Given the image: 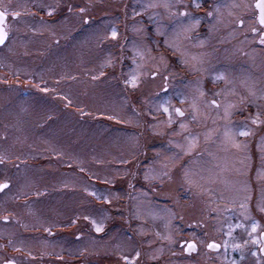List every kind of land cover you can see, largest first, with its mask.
Listing matches in <instances>:
<instances>
[{
    "label": "rangeland",
    "instance_id": "374dc122",
    "mask_svg": "<svg viewBox=\"0 0 264 264\" xmlns=\"http://www.w3.org/2000/svg\"><path fill=\"white\" fill-rule=\"evenodd\" d=\"M100 3V20L95 27L92 21L86 24L83 37L69 43L68 50L62 49L65 42L61 36L53 37L52 43L57 38L58 44L50 51L46 44L37 42L38 46H46L35 57L38 70L42 71H38V76L43 82L47 80L49 87L36 84L32 87L36 88L35 95L20 97L15 107L7 108L4 125H10L11 114L15 128L0 133V146L5 158L19 157L23 161L30 157L34 165L30 166L31 172L27 171L29 165L21 166L26 167L22 172L26 176L35 174L37 237H60L73 242L77 229L73 228L83 224L77 220L80 213L84 219L89 217L84 228H93V220L103 225L102 232L95 231L101 244L98 264H118L109 258L113 254L110 248L118 257H135L139 252L132 263L140 264L142 240L144 264H159V242L163 235H172L178 197L197 191L217 197L218 192H226L216 175L226 172V164L235 168L229 170L231 173L242 176L235 178L238 188H248L246 175L252 172L253 159L261 158L251 154L253 138L239 142V136L235 137L246 145L238 149L239 160L237 148L225 142L224 132L226 127L253 124L236 116L223 119L228 103L225 95L235 93L236 99L243 98L245 94L238 88L246 86L236 75L228 84L237 87L231 86L227 92L225 87L216 90L214 85L222 83L217 77L223 72H232L245 75L247 85L252 87L254 70L234 66L218 68L223 72L215 73L217 68L207 59L208 38L190 40L187 36L197 24L182 0ZM149 4L156 6L148 7ZM185 11L188 16H181ZM190 24L195 26L185 31ZM113 28L117 31L115 40L110 35ZM95 33L99 43L94 46ZM214 51L219 55L220 46L214 45ZM171 52L179 53L181 68L168 62L173 61ZM133 70L140 81L135 89L125 84ZM165 77L167 92L163 91ZM44 88L48 89L46 93L41 90ZM208 90H215L212 94L221 105L219 109L206 103L210 102L206 97ZM61 94L65 96L63 102ZM184 97L187 99L181 103ZM193 100L201 113L195 120ZM164 101H168L172 116L170 126L169 115L162 108L158 110ZM176 108L184 112L183 117L175 114ZM181 123L185 129H181ZM189 134L195 137V147L186 154ZM241 193L246 198L253 196V192ZM214 208L221 210L218 205ZM46 249L42 246L41 252L47 254ZM63 251L77 255L80 249L73 245L71 251L60 247L48 253L60 258Z\"/></svg>",
    "mask_w": 264,
    "mask_h": 264
},
{
    "label": "flooded vegetation",
    "instance_id": "af4514ba",
    "mask_svg": "<svg viewBox=\"0 0 264 264\" xmlns=\"http://www.w3.org/2000/svg\"><path fill=\"white\" fill-rule=\"evenodd\" d=\"M182 1L188 6L184 9L190 13L191 18L199 20L196 29L189 32L187 36L190 40L200 37L208 38L207 59L210 65L217 68L213 70L215 73L220 71L218 68L231 69L234 66L245 69L253 68L254 70L252 87L247 85L245 75L232 72L227 75L220 71L223 72L224 78L221 79L222 83H215L216 90L225 87L227 92L231 86L237 87L234 86L235 84L230 86L228 84L233 81L235 75L238 79H242L246 86L243 89L238 88L244 92L243 98L236 99L235 93L225 95L226 101L234 105L230 109V117L234 119L236 116L243 120L259 111L261 119H264V99L260 98L261 93H264V45L258 42V36L254 37L251 31L253 27L259 29L257 21L259 10L255 7L256 0H199L201 3L199 8L191 6L193 0ZM100 4V0H0V10H3L4 6L10 10L5 21L8 37L5 44L0 45V133H4L6 129L15 128L11 114L8 116L10 125H4L6 120L4 114L7 108L15 107V101L20 97H29L33 93L35 95L36 88L32 87H35L36 84L38 87L41 84H44L45 87L48 86V81L43 82L42 77L38 76V71L39 74L42 71L38 70L35 61L36 55L42 53L46 46L49 47V51L53 50V45L57 46L58 39L56 37L55 44L52 43L55 35L61 36L62 43L65 42V45H62L63 50L71 48L69 43H74L76 39L83 37L86 27L85 19L88 20V23L92 21V27H95L96 22L100 20ZM216 5H221L218 13L214 11ZM223 5H228V7H223ZM69 7L72 9L71 11H69ZM81 8L85 11L81 12ZM50 9L52 15H48ZM12 11L19 12L20 15L13 19ZM209 11H213L211 17L208 15ZM112 16L116 17L117 14ZM108 18L113 17L109 15ZM241 19L244 20V24L238 27ZM58 23L61 25L58 26ZM96 35V33L93 34L94 46L99 43ZM37 42L44 43L46 46H38ZM214 45L220 46L219 55L214 51ZM171 54L173 61L168 62L181 68L179 53L171 52ZM57 90L55 89V91ZM210 90L206 97L210 101H217V97H213L212 94L215 90ZM250 90L256 95L251 96ZM64 99L65 96L61 94V102ZM246 130H250L253 135L251 137L239 136V142L253 138V142L250 143L253 146L251 154L253 156L259 154L261 157L253 159L252 172L246 175L249 184L246 185L248 188L244 191L245 193L253 192V196L251 198L243 197L241 191H244L238 188L240 185L236 182L238 179H235L242 176L231 173L235 168H228L229 164H226L223 168L227 169L226 172L216 174L219 178L217 179L219 180L218 184H224L226 192L221 191L222 194L218 192V196L215 197L203 194L202 191H194V195L187 194L178 197L174 203V209L177 211L173 215L171 229V240L174 243L163 239L165 237L163 235L159 242L162 254L159 264H233V262L235 264H264V258H262L264 254L259 252L258 245H253L249 241L242 249L243 254L232 248V244H243V241L248 239L251 221H255L259 225L255 235L258 236L264 232V212L259 211L258 208L259 203H264V124L249 126L246 127ZM28 132L33 133L32 130H28ZM2 138L0 137V139ZM4 153L0 146V157H3L0 162V183L8 182L10 185L0 191V264H7L9 260L13 264H27L26 262L28 264H98L101 256V244L95 237L94 227L86 226L84 228L83 224L86 221L80 213H78L80 219L77 220L80 222L82 220L83 224H77L73 228V230L77 228L72 235L73 242H68L60 237L44 239L37 237L35 174L32 176L29 173L26 176V173H22L26 167L23 166L24 169H22L21 166L29 165L27 171L31 172L30 166L33 168L34 165L30 157L22 161L19 157L5 158ZM237 153L240 160L241 155L239 151ZM239 160L236 164L239 163ZM222 162L224 163L225 160ZM241 204L247 206V214L251 220L245 218L244 209L240 207ZM214 205L220 206L221 210L216 211ZM236 224H242L244 227H234L232 235L228 236L226 233L229 231V225L235 226ZM184 241L195 242L197 251L184 253L181 247V242ZM225 241H228L227 248L224 247ZM212 242L219 244L220 247L208 249L207 244ZM73 245L80 249L77 255H69L68 252L63 251L58 258L56 255L48 253L60 247L71 251ZM42 246L48 247L47 254L41 252ZM141 246L140 264H144L143 240ZM184 246L186 247V245ZM110 251L113 254L109 258L114 259V263L118 261V264H126L112 248ZM253 251L257 253L256 256L252 255ZM68 260L73 263H69ZM132 261V257L129 256L128 264H133Z\"/></svg>",
    "mask_w": 264,
    "mask_h": 264
},
{
    "label": "snow or ice",
    "instance_id": "6c2138e0",
    "mask_svg": "<svg viewBox=\"0 0 264 264\" xmlns=\"http://www.w3.org/2000/svg\"><path fill=\"white\" fill-rule=\"evenodd\" d=\"M155 6H156L155 4H149L148 5V7H155ZM191 6L195 7V8H199L201 6V3L199 2V0H193V3H192ZM232 6L235 7L236 5H232ZM165 7H168V5H165ZM185 7H188V6L186 5ZM223 7H228V5H223ZM255 7L259 10V15L257 17L259 29L257 27H253L251 29V31H252L254 37L258 36V38H259L258 42L261 45H264V0H256ZM220 8H221V5H216L214 7V11H216L218 13L220 11ZM71 10H72L71 7H69V11H71ZM9 11L10 10H9V8L7 6H4L3 10H0V45H4L5 41H6L7 37H8V32L6 30L5 21H6V16L9 13ZM80 11L84 12L85 9L81 8ZM11 14L13 16V19H15L17 16L20 15L19 12H15V11H12ZM137 14H139V13H137ZM48 15H52V10L51 9L49 10ZM180 15L181 16H188V13L185 11V12L180 13ZM208 15L211 17L213 15V11H209ZM84 23L87 24L88 20L85 19ZM195 23L198 24L199 20L197 19L195 21ZM243 24H244V20L241 19L239 21L238 27L242 26ZM194 26H195L194 24H190L187 27H185L184 30L188 31L191 27H194ZM110 35H111V38L113 40L116 39L117 31H116L115 28H113L111 30ZM137 55H140V53L138 52ZM133 63L135 64V59H133ZM152 75L155 76V73H152ZM217 78L218 79H223L224 77L221 75V76H219ZM93 79H95V77H93ZM139 83H140L139 74L135 70H133L131 73H129L128 79L125 80V84H127L128 87L135 89V88H137L139 86ZM166 85H167V77H165V87L163 89V91H165V92H167V86ZM41 90L45 91V92L48 91L47 88H44V89H41ZM199 94H200V96L204 95L202 90L199 91ZM249 94L251 96H255L256 95V93L251 91V90L249 91ZM216 95H219V93H216ZM260 98L264 99V93H261ZM186 99H187V97H184L183 99H181L180 102L184 103ZM206 103L210 104L211 106H213V107H215L217 109H219L221 107L220 103L217 102L216 100H212V101L206 102ZM167 104H168V101H164L162 104L158 105V110L162 108L164 113L169 115L168 124L170 126L173 121H172V116H171V113H170V109H169V107H167ZM191 107H192V119L195 120L197 118V116L201 114L199 106H198V104L196 103L195 100H193V103H192ZM232 107H234V105L232 103L226 104L225 110H224L223 119H226V120L229 119V117L231 115L229 109H231ZM174 111H175L177 116H181V117L184 116V112L181 109L177 108ZM109 118H114V117H109ZM247 119L250 121L251 124L256 125V126H260L261 124H264V119H261V114H260L259 111L255 115L249 116ZM180 127H181V129H185L186 125L184 123H181ZM248 135H250V130H246V126H242V127H238V128L226 127V130L224 132L225 142L230 143L232 147L237 148V149H242V148L246 147V145H243V144L237 142L235 137L236 136H244V137H246ZM186 139L189 140L187 148L185 149V153L187 154L188 152H190L192 150V148L195 147V137H193V136H191V134H189V137H186ZM2 160H3V157H0V162H2ZM123 162H126V161H123ZM81 171H83V169H81ZM185 175L187 176V173H185ZM146 179H147V174H146ZM103 182L104 183H109V181H107V180H105ZM9 186L10 185H9L8 182L0 183V191H3L4 189L8 188ZM92 194L95 195V193H92ZM105 202H108L106 197H105ZM240 207L242 209H244V213L243 214H244L245 218L251 220V218L247 214V206L245 204H241ZM258 208H259V211L264 212V203H259L258 204ZM85 219H89V217L86 216ZM92 224H93V227H94V229H95V231L97 233L103 231V225L102 224H98L95 220L92 221ZM234 227L235 228H240V227H244V225H242V224H236L235 226L229 225V231L226 233L228 236L232 235V231H233ZM258 227H259V225H258L257 222L251 221V224H250V229L251 230L248 231V239H245L243 241V244H240V243L232 244L233 250L234 251H238L239 250V251H241V254H243L242 253L243 247L246 246L249 243V241H250L253 245H258L259 246V252L261 254H264V232H261L258 236L255 235L256 232H257V228ZM245 230L247 231V229H245ZM45 231H48V229H45ZM163 239L168 240L170 243H174L171 240L170 236H165V237H163ZM9 243H11V242H9ZM184 245H186V247ZM181 247H182V251L184 253H192V252H196L197 251V244L195 242H193V241L181 242ZM219 247H220V245L215 243V242L207 244V248L208 249H217ZM224 247L225 248L228 247V241L224 242ZM252 255L256 256L257 253L255 251H253ZM139 256H140V253L137 252L136 256L132 257V260H135ZM262 258H264V257H262ZM122 259L126 262V264H128L129 257L124 256V257H122ZM7 264H13V262L11 260H9V261H7ZM233 264H235V262H233Z\"/></svg>",
    "mask_w": 264,
    "mask_h": 264
},
{
    "label": "water",
    "instance_id": "95a60500",
    "mask_svg": "<svg viewBox=\"0 0 264 264\" xmlns=\"http://www.w3.org/2000/svg\"><path fill=\"white\" fill-rule=\"evenodd\" d=\"M177 109V108H176ZM176 114V113H175Z\"/></svg>",
    "mask_w": 264,
    "mask_h": 264
}]
</instances>
